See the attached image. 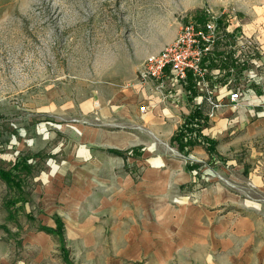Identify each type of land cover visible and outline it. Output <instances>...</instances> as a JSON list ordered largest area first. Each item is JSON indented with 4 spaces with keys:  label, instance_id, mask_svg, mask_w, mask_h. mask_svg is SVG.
Returning a JSON list of instances; mask_svg holds the SVG:
<instances>
[{
    "label": "crops",
    "instance_id": "1",
    "mask_svg": "<svg viewBox=\"0 0 264 264\" xmlns=\"http://www.w3.org/2000/svg\"><path fill=\"white\" fill-rule=\"evenodd\" d=\"M236 31L261 47L255 77L249 79L245 68L240 84L231 88L238 63L235 52L219 43L218 67L208 68L210 89L222 104L214 117L207 96L196 87L192 98L187 82L169 85L165 98L155 83L116 92L100 111L104 127L76 131L85 148H77L65 166L37 176L33 191L43 225L56 228L59 219L65 235H134L140 257L147 249L158 257L162 249L165 264H264V9ZM244 86L251 92L235 109L230 93ZM197 109L207 118L202 135L214 150L200 144L190 152L226 183L213 179L199 186L191 174L199 165L169 149ZM38 136L40 142L44 137ZM4 148L8 144L1 139ZM180 195L195 198L175 205Z\"/></svg>",
    "mask_w": 264,
    "mask_h": 264
},
{
    "label": "rangeland",
    "instance_id": "2",
    "mask_svg": "<svg viewBox=\"0 0 264 264\" xmlns=\"http://www.w3.org/2000/svg\"><path fill=\"white\" fill-rule=\"evenodd\" d=\"M261 9L264 0H0V143L8 144L0 168L25 158L30 166L29 173L14 172L19 187L0 179V263L165 264L162 249L158 257L148 249L140 257L134 235H65L63 224V239L42 231L51 227L38 218L36 178L85 148L77 130L104 127L100 111L134 85L145 59L170 45L186 22L216 16L220 28H239ZM234 66L231 88L249 64ZM172 147L178 149L173 141ZM188 198L195 196L174 203L186 205Z\"/></svg>",
    "mask_w": 264,
    "mask_h": 264
},
{
    "label": "built area",
    "instance_id": "3",
    "mask_svg": "<svg viewBox=\"0 0 264 264\" xmlns=\"http://www.w3.org/2000/svg\"><path fill=\"white\" fill-rule=\"evenodd\" d=\"M224 42L230 51L235 52L238 64L248 63V78L255 77L254 69L260 66L259 57L263 54L257 43L249 36L237 32L232 25L220 28L218 17L211 16L203 23L194 20L186 22L176 39L159 53L149 55L136 73L134 84L147 85L155 83L156 91L162 96L170 86H179L187 82L192 74L201 95H206L211 106L209 117H214L222 107L208 83L209 69L206 60L213 54L215 47ZM251 89L238 87L231 91L230 101L236 109L248 98ZM141 112L146 113L147 107L142 106ZM183 161L199 165L191 170L195 183L212 182L217 179L216 169L197 159L192 153L182 154L176 151Z\"/></svg>",
    "mask_w": 264,
    "mask_h": 264
},
{
    "label": "trees",
    "instance_id": "4",
    "mask_svg": "<svg viewBox=\"0 0 264 264\" xmlns=\"http://www.w3.org/2000/svg\"><path fill=\"white\" fill-rule=\"evenodd\" d=\"M220 58H221V54H217L216 52H213V54L210 55V57L206 60L207 67L211 70L216 69L218 67L216 65V61L219 60ZM187 85H188L187 90L190 92L192 98H194L197 94V91H196V85L194 83V77L192 74L188 75ZM206 120L207 118L203 117L200 110L197 109L193 111L190 117L182 124V126L179 128L178 132L174 135L172 140L177 144L180 152L189 153L194 146L201 144L206 146L207 150L210 153H213L214 150L213 141L204 138L202 135V129L206 126ZM111 153L116 154L118 156H123L121 153L116 151H111ZM23 168H26L27 173H29L30 169L28 168H30V166L28 165V158L22 159V161L19 162L17 161V163H15V165H13V167L10 170H3L0 168V179L4 181L9 187H12L13 185L19 187V185L15 184L14 172L20 171ZM189 168L191 169L192 166L189 165ZM62 224L63 223L59 219H57L56 229L41 227V230L49 234L57 233L59 234L60 238L63 239ZM65 262L69 264L66 259Z\"/></svg>",
    "mask_w": 264,
    "mask_h": 264
}]
</instances>
